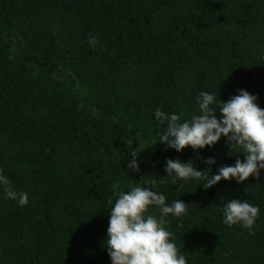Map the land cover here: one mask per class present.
<instances>
[{
  "label": "trees",
  "instance_id": "1",
  "mask_svg": "<svg viewBox=\"0 0 264 264\" xmlns=\"http://www.w3.org/2000/svg\"><path fill=\"white\" fill-rule=\"evenodd\" d=\"M238 90L264 109V0H0V169L28 195L19 206L0 189V264H111L114 185L189 205L166 226L187 264H264V170L207 190L163 177L166 159L204 170L212 157L211 174L243 161L225 138L166 150L154 115L183 122L200 91L227 101ZM221 197L259 207L254 234L223 223Z\"/></svg>",
  "mask_w": 264,
  "mask_h": 264
},
{
  "label": "clouds",
  "instance_id": "2",
  "mask_svg": "<svg viewBox=\"0 0 264 264\" xmlns=\"http://www.w3.org/2000/svg\"><path fill=\"white\" fill-rule=\"evenodd\" d=\"M96 37L90 39L94 44ZM218 93L200 91L197 102V113L189 120L181 122L179 115L157 109L154 113L159 122L158 142L180 153L190 147L194 152L211 148L225 138L231 154L237 158L233 166H222L217 174H211L215 158L203 159L204 170H197L193 161L181 162L179 159H166L165 176L172 177V184L177 181H197L207 190L221 180H235L237 184L246 182L249 177L260 179L264 170V109L256 103L257 97L246 90H238V94L227 101L217 100ZM215 104V108L212 107ZM166 125V127H165ZM161 131L163 135H161ZM133 142L126 144V152L131 158L127 170L138 172V157L141 144L132 149ZM197 159H202L197 157ZM162 177V178H163ZM161 183H168L162 179ZM156 181H152L155 187ZM0 189L5 198L17 201L19 206L28 203L26 192L15 190L12 181L0 169ZM115 202L108 216V227L104 240L107 255L111 264H187L185 255L174 243V234L167 230L168 217L179 218L187 213L189 205L176 199L168 203L165 195L152 191L147 187L133 186L128 191H117L113 186ZM223 206L219 209L226 225L239 224L254 234L253 227L260 209L248 200L228 199L221 197ZM158 209L159 215L149 214V208Z\"/></svg>",
  "mask_w": 264,
  "mask_h": 264
}]
</instances>
